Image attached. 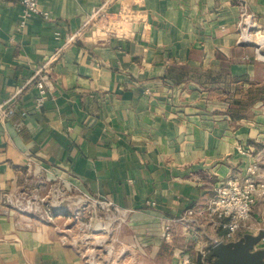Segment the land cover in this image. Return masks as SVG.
<instances>
[{
    "label": "crops",
    "instance_id": "1",
    "mask_svg": "<svg viewBox=\"0 0 264 264\" xmlns=\"http://www.w3.org/2000/svg\"><path fill=\"white\" fill-rule=\"evenodd\" d=\"M242 1L264 24V0H40L50 16L26 19L21 0H0V103L23 88L17 112L0 122V197L23 183L33 161L131 213L129 229L114 236L117 250H104L115 263L207 264L216 242L230 243L225 230L206 215L177 219L205 208L220 183L257 163L249 147L264 144V112L232 126L233 91L208 80L254 81L264 69L238 43ZM123 7L126 21L136 18L130 35H90L94 11ZM261 40L254 45L264 61ZM44 65L54 89L37 108L29 81ZM261 199L232 242L264 231ZM263 249L264 241L254 247ZM0 264L91 263L54 225L29 228L0 201Z\"/></svg>",
    "mask_w": 264,
    "mask_h": 264
},
{
    "label": "rangeland",
    "instance_id": "2",
    "mask_svg": "<svg viewBox=\"0 0 264 264\" xmlns=\"http://www.w3.org/2000/svg\"><path fill=\"white\" fill-rule=\"evenodd\" d=\"M132 11L135 12L136 10ZM116 14H111L110 27L107 26L108 21L102 20L101 22L97 23L100 19H94L91 25L92 28L90 35H92V33L95 37H106V35L111 33L130 35L132 33L130 26H135V24H137L136 21H131L135 20L136 18L133 17L132 19L130 18L128 21L123 22L122 24L125 26V30L124 32H120L115 30V27H112L114 26L112 24L117 21H121L116 16H114ZM138 17H140V15L137 16V18ZM240 23L241 14L237 27L238 30L236 32V34H238V39H241V33L244 29V26L239 27ZM94 25H96V27H94ZM254 31H256V29H252L250 33H253ZM258 35L259 36H253L251 38L253 42L259 43L262 39V35H264V24L261 34ZM241 41L242 46L249 47L251 49L250 51L253 57L252 60H256L260 64L264 65V61L257 58V47L248 46L249 44L244 42V39ZM196 76L197 79H201L202 77V75L199 73ZM217 79V77L213 78L212 76H209L208 80L211 81L209 84L216 85L220 90L222 88L223 91L227 90L228 92H231L232 90L233 92L229 94L228 98L231 102L234 100L236 101L237 99L243 100L244 106H238L237 111L243 112L242 114H244V120H249L255 116V111L264 112V69L263 71H260L256 80L250 81L251 85H245H248L246 90H249V93L247 94L246 91H244V95L237 91V88H239L240 85H236L234 82L227 83L223 80ZM243 89H245V87H243ZM230 120L231 123L234 124L232 126L235 127L238 126L236 124L241 121L232 120L231 118ZM249 149L256 158V161L261 169L260 180L264 181V144H252V147H249ZM34 169L35 167L32 166V170L29 171V167H27L26 176L23 183L17 186L13 192V204L15 205V209H13L14 212L30 225H33L35 222L51 226L54 225V227H56L63 236L68 237V241L71 242L74 248H77L83 252L84 256L89 259L91 264H97L98 262L102 264H119L118 262L115 263V259L112 258L113 254L111 257H107L106 255L108 253L104 254V250L107 252L109 251L108 249L117 250L119 243L117 240H115L114 236L120 235L125 229H129L131 226V213L126 219L121 217L124 220L122 222H118L116 221V217H107L98 207L94 206L91 201H80L77 191L72 188V185L71 189H68L69 186H67L65 183V179L51 175L42 167H36V170H42L40 173H35ZM51 204L57 206L56 209L52 210L54 216L56 217L53 222L47 221L46 218L42 219L39 213L36 215L33 214L35 211L34 208L39 207L43 211L44 215L48 209H51ZM58 206H67L68 208L61 209ZM31 209L34 210L32 213H30V215H35V218L37 219L27 216ZM258 209L264 213V198L261 199V205L258 206ZM121 248L126 249V247L123 245H121Z\"/></svg>",
    "mask_w": 264,
    "mask_h": 264
},
{
    "label": "built area",
    "instance_id": "3",
    "mask_svg": "<svg viewBox=\"0 0 264 264\" xmlns=\"http://www.w3.org/2000/svg\"><path fill=\"white\" fill-rule=\"evenodd\" d=\"M21 4L25 9V19L31 16H43L45 18H48L50 16L47 11H43L40 8V0H21ZM121 14L122 9H120V11L114 16L121 20ZM240 14L241 23L239 24V27L244 26V29L241 33V39L238 40L239 44L242 42L241 40L243 39L244 32H249L248 25L255 27V29H258L260 31L263 28V23H261L260 18L254 13H251L249 4L246 1H242L240 5ZM91 18L93 21L96 18L100 19L97 23L101 22L102 20L108 21L107 26L110 27L111 13L103 12L100 9L94 11ZM21 24L22 26H25L26 20H23ZM87 26L88 24H86L84 28H86ZM94 27H96V25H94ZM84 28H81L73 34L66 35L65 44L76 43L83 36ZM47 66L48 65H44L39 70H37L34 76L29 81V84H32L37 90V96L35 99L37 108L43 107L48 93L54 89V81L48 71ZM22 90L23 88H21L17 92V94L12 96L10 99L0 103V122L7 121L12 115L17 112L18 96L22 92ZM227 106L230 107V102H228ZM238 150L243 155L249 154V150H247L244 146H239ZM32 166H35V164L33 163V161H30L28 164L29 171L32 170ZM41 171L36 170V168L34 169L35 173H40ZM259 172V165L256 162L251 163L246 168L244 173L234 175L233 177L220 183L215 189V196L209 201L208 205L205 208L189 209L182 217H179L177 221L184 223L189 221V219L196 215H206L211 220L213 225H215V227L225 230L226 233L224 240H227L228 242L234 241L235 235L239 231L249 229V220L251 219L253 206L256 204L259 198H264V181L258 180ZM65 183L67 184V186H69L68 189H71V185L73 186L72 188L77 191L80 201H91L93 205L98 207L107 217H116V221L122 222L124 219L121 217H124L126 219L130 214L129 211L122 209L111 200L97 199L91 196L84 189L75 186L66 180ZM13 192L14 190L3 193L0 197L1 203L5 206L10 207L12 210L15 209V205L13 204ZM58 207L61 209L68 208L67 206ZM56 208V205L51 204V209H48L43 215V211L39 207H36L34 208V212V209H31L28 214L33 212V214L36 215L37 213H39L42 219L46 218L47 221L53 222L56 217L54 216L52 210ZM27 227L30 228L31 225L27 224ZM164 232L166 239H170L172 234L171 225L169 223L165 225ZM218 243L223 242H216V244ZM209 254V252L202 253L204 262L205 259L208 258ZM183 264H191V262L186 259Z\"/></svg>",
    "mask_w": 264,
    "mask_h": 264
},
{
    "label": "water",
    "instance_id": "4",
    "mask_svg": "<svg viewBox=\"0 0 264 264\" xmlns=\"http://www.w3.org/2000/svg\"><path fill=\"white\" fill-rule=\"evenodd\" d=\"M27 216L37 219L34 215ZM263 240L264 231H261L258 235H246L238 242L218 243L214 246L207 264H264V249L254 251L255 245Z\"/></svg>",
    "mask_w": 264,
    "mask_h": 264
},
{
    "label": "trees",
    "instance_id": "5",
    "mask_svg": "<svg viewBox=\"0 0 264 264\" xmlns=\"http://www.w3.org/2000/svg\"><path fill=\"white\" fill-rule=\"evenodd\" d=\"M233 82L236 85H240V87L237 88V91L241 92L243 95H244L243 85H245V84L251 85L250 81L248 80L247 77L234 79ZM246 93L248 94L249 90H246ZM238 106H244L243 100L237 99L236 101L234 100L233 102L230 103V107H229L230 109H229L228 115L232 120H243V119H245L244 114H242L243 112L237 111Z\"/></svg>",
    "mask_w": 264,
    "mask_h": 264
},
{
    "label": "bare ground",
    "instance_id": "6",
    "mask_svg": "<svg viewBox=\"0 0 264 264\" xmlns=\"http://www.w3.org/2000/svg\"><path fill=\"white\" fill-rule=\"evenodd\" d=\"M125 7H123L122 8V14H121V21H123V22H125L126 21V19H125ZM117 22H119V21H117ZM248 24V23H247ZM249 26V32H244V34H243V39H244V42H246L247 44H250V45H254V44H256L255 42H253L252 41V37L253 36H259L258 34H261V31L260 30H258V29H256V31H254L253 33H250V31H252V29H255V27H252V26H250V25H248ZM258 30V31H257ZM104 243V242H103ZM111 251H112V249H111Z\"/></svg>",
    "mask_w": 264,
    "mask_h": 264
}]
</instances>
